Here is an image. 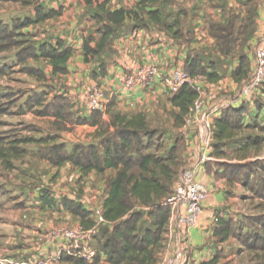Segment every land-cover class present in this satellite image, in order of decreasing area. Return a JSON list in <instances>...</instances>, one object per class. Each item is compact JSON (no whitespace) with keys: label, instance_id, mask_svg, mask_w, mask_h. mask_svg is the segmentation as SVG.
Returning a JSON list of instances; mask_svg holds the SVG:
<instances>
[{"label":"crops","instance_id":"obj_1","mask_svg":"<svg viewBox=\"0 0 264 264\" xmlns=\"http://www.w3.org/2000/svg\"><path fill=\"white\" fill-rule=\"evenodd\" d=\"M104 1L92 0L91 4H87L84 0H25L30 5L0 1V5L5 6V13L9 4L20 9H30V15L15 16L9 24L0 19L8 28L16 20L34 21V5L40 7L43 13L58 11L56 17L24 27L19 32L34 47L46 44L55 48L61 42L64 48L72 49L70 60L63 66L66 74L52 76L46 62L33 59L46 65L44 70L39 68L45 74V80H37L23 73L35 80L37 88L28 91L0 88V119L31 114L47 120L46 127L31 123L20 128H0V169L3 173H0V264H93L94 261L87 262L68 253V241L64 238H51L50 235L62 229L81 227L79 218L64 209L62 201L75 202L86 211L94 212L105 197V180L113 172H106L103 176H97L94 172L83 175L70 163L54 167L43 156L46 150L56 144H64L66 151L70 152L76 144L96 142L97 126L77 123V119H88L90 115L86 111L83 95L93 87L102 90L109 98L112 96L106 110L101 113L104 124L115 115L130 118L142 113L149 126L168 128L171 124L169 114L172 107L164 80L175 70L183 71L185 59L191 52L200 57L203 66H212L220 76V80L213 84L200 79L197 84L201 89L214 94L217 101L232 100L234 107L244 104L247 108L246 125L254 120L260 126L264 125V94L260 89V92L251 96L240 94L242 83H235L229 76L237 66V58L220 56L208 31L210 22L224 23L232 16L243 18L247 0H155L165 28L176 19L179 20L181 39H173L169 31L153 25L143 16L146 29L135 27L133 22L126 21L115 28L112 51H105L94 62L84 64L82 39H98L94 20L99 13L96 2ZM138 1L109 0L108 8L132 10ZM255 15V32L246 50L250 64L251 48L264 30V0L258 3ZM37 34L39 38L35 37ZM11 50L14 53L11 59L16 61L12 62L13 65H20L16 57L18 49ZM30 61L31 58H26L22 62L23 68H32L26 66ZM99 65L105 66L106 75L94 79L92 73H96ZM143 66L157 67L159 76L149 86L122 89L119 76L131 74ZM263 86L264 84L260 88ZM236 89L237 94L231 98ZM56 97H64L68 101L64 110L57 109ZM256 100L261 104L260 108L255 107ZM203 107L207 108L205 105ZM250 135L251 130L244 128L235 139L227 143L224 148L225 157L217 159L211 152V159L195 168L196 180L208 187L209 194L196 224L187 232L190 249L185 264H204L217 254V264L224 261V246L234 239L230 238L224 243L216 241L215 217L237 221L242 216L264 214L263 200L253 196L240 184L218 178L220 171H216L215 167V163L219 162L261 160L257 156L238 161L237 148ZM167 141V145L171 143L168 139ZM185 145V164L181 171L195 167L200 155L194 128ZM179 175L180 173L174 179L172 189L177 184ZM90 218L94 224L98 223L97 218L92 215ZM183 231L177 222L168 228L167 242L158 258V264H167L173 257L177 241L185 234L182 235ZM62 255L73 259H61ZM96 264H107L105 257L101 255Z\"/></svg>","mask_w":264,"mask_h":264},{"label":"trees","instance_id":"obj_2","mask_svg":"<svg viewBox=\"0 0 264 264\" xmlns=\"http://www.w3.org/2000/svg\"><path fill=\"white\" fill-rule=\"evenodd\" d=\"M3 1L29 4L25 0ZM84 1L87 4L92 3V0ZM259 2L260 0H247L243 18L232 16L224 23L210 22L208 26L209 37L213 40L218 54L225 58H237V66L229 76L239 85L250 73L246 50L255 32V10ZM108 7L109 0L96 2L99 13L94 20L99 37L97 40L82 39L84 64L94 62L105 51H112L115 28L126 21L133 22L135 27L146 29L143 20V16H146L153 25L165 28L155 0H139L132 10H109ZM34 9V21L16 20L11 28L0 21V52L17 48L18 63L26 58L41 59L50 66V75H64L66 69L63 66L72 56L71 48H64L61 42L55 48L46 44L28 46V42L24 40L25 35L19 32L24 27L41 23L59 14L55 10L43 13L37 5H34ZM179 23L176 19L165 28L173 39L182 38ZM24 71L37 80L46 79L39 69L24 68ZM183 71L190 78L204 77L211 84L220 80L212 66H203L200 57L191 52L185 59ZM95 72L92 73L94 79L104 77L105 66L99 65ZM197 97L198 93L189 84H183L175 94H169L172 107L169 114L170 128L175 133H171L169 128L149 126L142 113L130 118L115 115L104 124L101 113L94 111L90 112L88 119H77V123L97 126L95 143L76 144L70 152L66 151L64 144H56L43 154L54 167L70 163L83 175L94 172L97 176H103L106 172H113L105 180V197L101 206L107 226L100 228L94 238L96 256L93 264L98 263L101 255L105 257L107 264H158V258L167 242L170 218V210L162 205V200L171 193L173 181L185 164L186 145L179 136L178 129L184 124L185 117ZM55 103L57 109L64 110L68 101L64 97H56ZM246 111L244 104L238 108L225 109L214 120L212 156L217 159L225 157L224 148L227 143L235 139L244 128L257 131L259 135L244 139L237 148L238 161L248 157V150L257 151L261 148L264 144V125H258L256 120L246 125ZM167 139L171 141L168 145ZM215 167L216 171H220L218 178L240 184L253 196L264 201V162L258 159L244 163L219 162L215 163ZM62 205L70 214L79 218L83 229H90L95 225L90 218L92 212L86 211L80 204L63 200ZM215 221L214 237L218 243L234 238L248 247L249 251L262 252L263 256L255 264H264V214L242 216L237 221L215 217ZM61 259L73 258L62 255ZM218 259L217 254L204 264H217Z\"/></svg>","mask_w":264,"mask_h":264},{"label":"built area","instance_id":"obj_3","mask_svg":"<svg viewBox=\"0 0 264 264\" xmlns=\"http://www.w3.org/2000/svg\"><path fill=\"white\" fill-rule=\"evenodd\" d=\"M251 64L248 78L242 82L240 94L254 95L264 84V30L255 40L251 48ZM160 71L155 66H143L131 74L119 76L118 81L122 89L132 90L136 86H149ZM204 77L190 78L184 71L175 70L165 77V85L168 93L175 94L183 84H189L198 93L189 114L185 117L184 124L178 129L179 136L187 143L192 128L195 130V140L198 144V160L195 167L184 169L180 172L177 184L171 193L162 200V205L170 210L168 228L177 222L183 228L184 236L176 243L173 257L167 264H185L190 249V242L187 239L188 230L193 227L202 213L203 204L209 194V189L196 180L195 168L211 159L212 138L214 120L222 111L234 107L233 101H217L214 94H208L197 84ZM102 90L97 87L86 91L83 95V102L87 112H104L111 100ZM205 105L207 108H204ZM92 216L98 219V223L90 229L78 227L76 229H62L59 232L51 233V238H64L68 241L66 251L76 258L92 262L96 256L94 238L100 228L107 226L103 218V210L100 205Z\"/></svg>","mask_w":264,"mask_h":264},{"label":"rangeland","instance_id":"obj_4","mask_svg":"<svg viewBox=\"0 0 264 264\" xmlns=\"http://www.w3.org/2000/svg\"><path fill=\"white\" fill-rule=\"evenodd\" d=\"M6 11L7 13H5V6L0 5V19H2L5 24H9L11 18L15 16L30 15V9H20L14 4H9L6 8ZM35 37L39 38V35L37 34L35 35ZM27 45L29 46L30 42L27 43ZM13 54L14 53L12 52V50H8L0 53V69H2V74H0V88L9 87L13 89H19L22 91H28L32 88H37L38 84L35 82V80L23 74L26 72L24 71V68L26 67L23 68L22 63L20 65H13L14 63L12 62H16L15 59L13 60L11 59ZM26 66L32 67L34 69L42 68L43 70L44 68H46V65L43 62L41 61L36 62L33 61V59L32 61L29 62V65ZM11 83H14L15 85L10 86ZM259 89L261 90V93L264 94V86L262 87V89L261 88ZM260 90L258 91L260 92ZM232 94L233 96L231 98H233L237 94V89L234 90ZM254 105L255 107H259V108L261 106L258 100L255 101ZM31 123L40 125L42 127L47 126V120L39 119L31 114H28L24 116L4 117L0 119V128H20L24 125H28ZM257 124L259 125V123ZM168 128H170V126H168ZM172 133H175V131H173ZM255 135H259V133L257 131H251L250 136H255ZM247 153L249 158L258 156L261 158V161L264 162V144L261 146L259 150L255 151L250 149L248 150ZM0 173L3 174L1 169H0ZM247 217H252V216H247ZM224 251L226 257L221 264H255L259 260V258L263 256L262 252L249 251L248 247L243 246L241 242L236 239H234L233 242H229L227 245H225ZM222 253L223 251L220 252V256Z\"/></svg>","mask_w":264,"mask_h":264}]
</instances>
